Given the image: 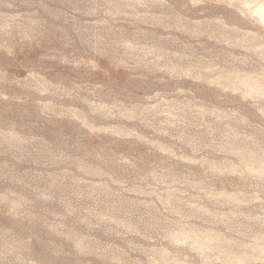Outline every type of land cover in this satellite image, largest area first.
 <instances>
[{
  "label": "rangeland",
  "instance_id": "1",
  "mask_svg": "<svg viewBox=\"0 0 264 264\" xmlns=\"http://www.w3.org/2000/svg\"><path fill=\"white\" fill-rule=\"evenodd\" d=\"M0 264H264V0H0Z\"/></svg>",
  "mask_w": 264,
  "mask_h": 264
}]
</instances>
